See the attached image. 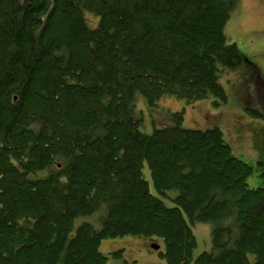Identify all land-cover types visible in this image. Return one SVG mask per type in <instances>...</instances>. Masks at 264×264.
Instances as JSON below:
<instances>
[{"label": "trees", "instance_id": "trees-1", "mask_svg": "<svg viewBox=\"0 0 264 264\" xmlns=\"http://www.w3.org/2000/svg\"><path fill=\"white\" fill-rule=\"evenodd\" d=\"M239 4L0 0V264H107L126 235L162 238L167 264H264V171L251 189L219 126L175 111L148 134L135 104L227 103L220 73L250 60L225 33ZM189 220L213 223L196 258Z\"/></svg>", "mask_w": 264, "mask_h": 264}, {"label": "rangeland", "instance_id": "rangeland-1", "mask_svg": "<svg viewBox=\"0 0 264 264\" xmlns=\"http://www.w3.org/2000/svg\"><path fill=\"white\" fill-rule=\"evenodd\" d=\"M232 13L225 33L229 41L237 43L242 54L250 60L235 70L225 69L220 73V82L227 93V103L221 102L216 106L215 100L208 97L191 105L166 96L154 106H150L143 97L135 104L137 114L142 118V129L148 134L155 128L171 125V116L175 111L185 113L184 126L187 128L206 130L219 126L226 141L231 143L233 153L253 167L252 175L248 179V185L253 189L263 186L261 175L264 171V138L258 130L264 124V0H240L239 6ZM90 14L88 13L87 18L94 25L98 17ZM247 96L248 99L245 98ZM251 111H256L258 115ZM143 175L149 181L151 193L158 195L166 205L173 206L171 198L176 192L160 195L154 189L147 163L144 164ZM82 222L101 226L98 215L82 216L76 219L73 232ZM189 223L198 241L193 251L196 258L202 252L212 250L213 223H192L190 220ZM152 244H159L160 248L155 250ZM117 250L121 251V258L110 255ZM164 250L165 242L162 238L142 235L107 238L101 242L100 247V252L109 257L107 264H167ZM250 259L251 264H254L253 255H250Z\"/></svg>", "mask_w": 264, "mask_h": 264}, {"label": "flooded vegetation", "instance_id": "flooded-vegetation-1", "mask_svg": "<svg viewBox=\"0 0 264 264\" xmlns=\"http://www.w3.org/2000/svg\"><path fill=\"white\" fill-rule=\"evenodd\" d=\"M261 126H262V127H261ZM260 127H261V128H260ZM260 127H259V129H258V128H255V130H256V131L259 130V131H260V136L262 135L263 138H264V124H261ZM250 129H251V128H250ZM257 129H258V130H257ZM252 130H253V129H252ZM253 131H254V130H253ZM255 133H256V132H255ZM256 134H257V133H256ZM152 245H153V244H152ZM152 245H151V246H152Z\"/></svg>", "mask_w": 264, "mask_h": 264}, {"label": "water", "instance_id": "water-1", "mask_svg": "<svg viewBox=\"0 0 264 264\" xmlns=\"http://www.w3.org/2000/svg\"><path fill=\"white\" fill-rule=\"evenodd\" d=\"M152 247L155 249V250H158L160 248V245L159 244H153Z\"/></svg>", "mask_w": 264, "mask_h": 264}]
</instances>
